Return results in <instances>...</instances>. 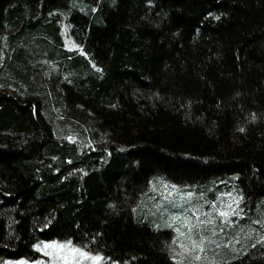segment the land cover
Instances as JSON below:
<instances>
[{
	"label": "trees",
	"instance_id": "16d2710c",
	"mask_svg": "<svg viewBox=\"0 0 264 264\" xmlns=\"http://www.w3.org/2000/svg\"><path fill=\"white\" fill-rule=\"evenodd\" d=\"M157 178L234 183L212 264H264V0H0V264H199L141 220Z\"/></svg>",
	"mask_w": 264,
	"mask_h": 264
},
{
	"label": "rangeland",
	"instance_id": "374dc122",
	"mask_svg": "<svg viewBox=\"0 0 264 264\" xmlns=\"http://www.w3.org/2000/svg\"><path fill=\"white\" fill-rule=\"evenodd\" d=\"M65 18L61 26L66 45L76 49L77 43L66 31ZM144 197L141 220L156 230L168 232L176 256L183 261L199 264L221 261L216 255L225 252L217 250L219 240L236 236L234 241L240 247L241 237L249 235L240 228L251 209L234 183L224 179L187 188L157 178ZM39 252L37 260H17L12 264H101L100 254L68 241L45 243Z\"/></svg>",
	"mask_w": 264,
	"mask_h": 264
},
{
	"label": "snow or ice",
	"instance_id": "6c2138e0",
	"mask_svg": "<svg viewBox=\"0 0 264 264\" xmlns=\"http://www.w3.org/2000/svg\"><path fill=\"white\" fill-rule=\"evenodd\" d=\"M224 215H226V213ZM81 254H83V253H81Z\"/></svg>",
	"mask_w": 264,
	"mask_h": 264
}]
</instances>
